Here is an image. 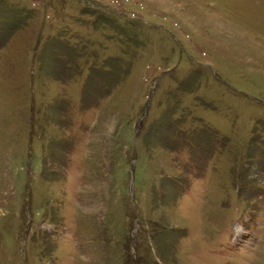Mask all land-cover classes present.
<instances>
[{
  "label": "rangeland",
  "instance_id": "obj_1",
  "mask_svg": "<svg viewBox=\"0 0 264 264\" xmlns=\"http://www.w3.org/2000/svg\"><path fill=\"white\" fill-rule=\"evenodd\" d=\"M0 264H264V0H0Z\"/></svg>",
  "mask_w": 264,
  "mask_h": 264
}]
</instances>
